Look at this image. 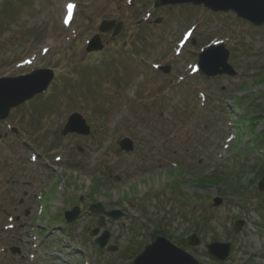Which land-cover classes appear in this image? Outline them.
<instances>
[{
  "label": "rangeland",
  "instance_id": "1",
  "mask_svg": "<svg viewBox=\"0 0 264 264\" xmlns=\"http://www.w3.org/2000/svg\"><path fill=\"white\" fill-rule=\"evenodd\" d=\"M154 1L0 0V77L56 74L0 121V264H132L156 233L199 264H264V147H253L247 109L264 106V25ZM104 20L123 30L86 52ZM219 43L236 75L195 74L202 49ZM74 112L89 136L62 135ZM93 204L122 213L105 216L103 249ZM76 206L81 216L63 224ZM214 242L231 244L227 261L207 252Z\"/></svg>",
  "mask_w": 264,
  "mask_h": 264
},
{
  "label": "water",
  "instance_id": "2",
  "mask_svg": "<svg viewBox=\"0 0 264 264\" xmlns=\"http://www.w3.org/2000/svg\"><path fill=\"white\" fill-rule=\"evenodd\" d=\"M192 4L194 6H204L214 12H236L239 18L249 20L256 26L264 24V0H156L155 6L162 7L168 5H183ZM160 22V21H158ZM116 23L114 21H104L101 24L103 33L109 32ZM122 23L116 27L115 35L120 33ZM103 49L101 39L96 36L88 47L89 52L100 51ZM229 51L223 44L219 46H211L200 54L201 71L208 77L217 75H236L235 70L228 63ZM163 70L168 73L169 68ZM55 74L52 70H38L30 75L20 76L16 78H0V120L8 118L11 109L31 100L35 95L44 93L50 83L53 81ZM76 133L80 135H89L90 127L87 126L83 117L75 113L69 120L63 135ZM122 150L128 152L133 151L134 145L129 138H125L120 142ZM261 190L264 188V178L261 181ZM215 206L222 203V199L217 197L214 199ZM90 211L96 214L104 213L112 219H117L121 213L110 211L105 212L102 205H92ZM81 214L79 207H74L71 211L65 212V218L68 223L76 221ZM104 225V217L98 223V226ZM243 223L235 224L236 232H239ZM99 228L91 232V236H97ZM110 232L105 231L102 235L96 238V243L105 248L110 239ZM189 246L197 247L201 244V240L196 234H193L189 241ZM115 250V247H109ZM207 252L219 262H225L230 257L231 244L214 242L206 246ZM15 252V251H13ZM133 264H199L198 260L190 253L185 252L173 242L164 237H158L156 240L148 244L143 252L135 257Z\"/></svg>",
  "mask_w": 264,
  "mask_h": 264
},
{
  "label": "trees",
  "instance_id": "3",
  "mask_svg": "<svg viewBox=\"0 0 264 264\" xmlns=\"http://www.w3.org/2000/svg\"><path fill=\"white\" fill-rule=\"evenodd\" d=\"M260 82H264V73L261 75L259 78ZM248 111L255 110L254 113L249 112L248 113V118H250L251 121V135H253L254 138V148H259L261 146L264 147V130L256 133L257 132V127L259 124L263 123L264 125V106H260L257 108L256 106H250V108H247ZM256 174V173H255ZM262 174L264 175V170H262ZM201 183H205L204 180H201ZM202 184V185H203ZM264 209V202L258 205V211ZM154 238L156 235L153 236Z\"/></svg>",
  "mask_w": 264,
  "mask_h": 264
},
{
  "label": "snow or ice",
  "instance_id": "4",
  "mask_svg": "<svg viewBox=\"0 0 264 264\" xmlns=\"http://www.w3.org/2000/svg\"><path fill=\"white\" fill-rule=\"evenodd\" d=\"M72 7H74V6H72V5H69V11H71Z\"/></svg>",
  "mask_w": 264,
  "mask_h": 264
}]
</instances>
